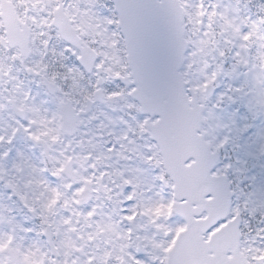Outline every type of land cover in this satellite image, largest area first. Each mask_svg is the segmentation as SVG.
<instances>
[{
    "label": "snow or ice",
    "instance_id": "1",
    "mask_svg": "<svg viewBox=\"0 0 264 264\" xmlns=\"http://www.w3.org/2000/svg\"><path fill=\"white\" fill-rule=\"evenodd\" d=\"M0 264H264V0H0Z\"/></svg>",
    "mask_w": 264,
    "mask_h": 264
}]
</instances>
